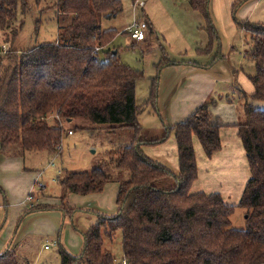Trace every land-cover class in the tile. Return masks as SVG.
Returning a JSON list of instances; mask_svg holds the SVG:
<instances>
[{
    "label": "trees",
    "instance_id": "obj_1",
    "mask_svg": "<svg viewBox=\"0 0 264 264\" xmlns=\"http://www.w3.org/2000/svg\"><path fill=\"white\" fill-rule=\"evenodd\" d=\"M246 1L234 0L231 9L235 23L247 35L246 55L254 63V72L248 75L253 93L246 95L234 85L243 114L235 127L249 172L236 204L226 202L218 191L191 190L198 175L193 138L207 158L222 146V125L210 111L215 101L202 103L184 120L166 126L159 137L141 135L135 88L143 73L119 60L118 47H110L118 30L101 26L102 18L121 12L122 0H55L53 7L65 23L58 27L55 40L19 50L13 45L17 32L12 30L11 43L7 48L8 40L0 45V153L17 145L22 151L56 155L65 130L72 133L64 124L74 120L88 122L87 129L132 132L127 144L107 149L98 165L57 177L62 204L67 194L100 192L110 181L119 184L116 213L109 216L95 210V221L83 232L81 251L73 254L60 245L59 264H114L103 239H111L117 231L125 264H264V109L251 101H264V22L235 17ZM187 2L204 19L205 52H210L218 42L210 1ZM19 8L27 11L26 0H0V31L4 33L16 20ZM175 63L162 58L157 73ZM189 63L197 65L194 60ZM157 96L158 75L151 78L146 100L155 110ZM54 113L58 118L50 123ZM171 135L177 172L143 151L144 145H158ZM235 207L245 209L244 229L229 226ZM53 208L31 204L16 229L25 215ZM0 264L28 263L9 248L0 252Z\"/></svg>",
    "mask_w": 264,
    "mask_h": 264
},
{
    "label": "rangeland",
    "instance_id": "obj_2",
    "mask_svg": "<svg viewBox=\"0 0 264 264\" xmlns=\"http://www.w3.org/2000/svg\"><path fill=\"white\" fill-rule=\"evenodd\" d=\"M144 1L145 3L150 1L148 3V10L153 13L157 25H160L158 26L159 33L157 39L153 37L151 42H149V38L145 41L136 42L133 41L128 34L123 33L122 30L123 27L132 20L133 15H136L137 21L145 20L143 19V15H141L140 9ZM26 2L28 7L27 11L22 13L19 8L16 20L13 21L4 33L3 31H0V45L3 46V41L8 40V42L5 43L7 48L8 44L11 43L10 41L14 31L17 32V35L14 38L13 45L19 50L30 48L43 42L53 41L57 36L58 27L65 24L61 20L62 16H60L57 10L53 7L55 0H46V2L43 1L41 3H37L36 0H26ZM131 2V0H122L123 6L121 12L110 19L102 18L101 26L104 29H118V34L110 44V47H118L119 60L143 73V77L137 81L135 88L136 103L140 107L137 114V120L142 127L141 135L148 138H156L163 133L166 126L163 128V125L161 124L163 122L162 116H159V113H157L153 106L146 104L145 102L149 97L151 78L157 75L156 64L162 58L175 61V65L182 62V60H185V64H189V61L193 60L198 62L205 61L207 59L205 56L209 53L205 52L207 43L205 44L204 42L202 44L200 40L202 39L201 35H203L205 39L207 34L205 29H203V26L201 27L203 32L201 29L194 27L193 22H191L184 13L176 10L175 5H171L170 7L166 6V10L172 15L171 17H167L163 14L159 16L157 0H136L132 2L133 5H136V8L134 9ZM261 2L263 3L264 0ZM193 29L195 31H193ZM241 30L244 32L243 29ZM190 34H192L194 38L190 36ZM244 39L243 33V36L237 42L232 44L233 46L231 44H226V41L222 43L219 39L218 42H215L214 44H216V46L219 45L217 47V53L220 52V56L222 55L221 51L227 53L226 50L228 49L230 53L229 58L233 60V63H237V67L241 66L245 72L253 73L254 63L245 54V50H243L242 57H240V50L243 47ZM199 49H203L202 51L204 53H200ZM210 52H212V55L209 56L208 59L217 55L215 54V50ZM240 59L242 63L241 65L239 64ZM212 63L213 62H211V64ZM191 65L192 67H197V65L192 63ZM234 85L240 87L246 95L252 94V92L249 94V92L237 82L226 88L221 84H215L213 89L205 96L201 104L204 102L215 101L211 106L215 107L217 104L224 103V106L226 107L225 111L228 112L227 115H229L226 116L228 121H231L232 118L234 119V122L241 121L243 117L241 108L242 100L240 99V94ZM251 101L253 105H256L255 107L264 109V102H255V100ZM54 118H58L55 113L49 116L50 123L54 122ZM87 123L86 125H83L84 123L82 120H74L64 124L66 129H72V133L67 134L65 130L61 143V150L58 151V154L54 155L52 159L49 158V162L44 164V166H42L41 160H38L37 157H30L29 154L25 155L27 157V166L37 167L42 172L41 179L34 184V189H41L40 185H45L44 189L42 188V192L45 196H36L34 195L35 193H33L32 200L28 201L26 207L28 208L31 204H35L36 198L46 197L53 200L50 205H53L54 208L45 211L54 212L52 214H59L61 217L57 227L58 230L54 232V234L47 233L39 238L35 237L34 240H30L29 244L26 245V250H23L25 251L23 258L27 259L29 264H59L60 256L58 250L60 244L69 252L78 254L83 246V232L86 231L96 219L93 218V214L95 215L96 212H99L101 214L112 216L116 213V193L118 187L116 188V193L107 189L104 193L105 196L102 191L99 192L101 194L99 195V198H97L96 203L86 200L84 198L86 196L80 194H67L63 204L60 198L62 189L56 177H59L64 172L89 169L98 165L105 159L104 152H106L107 149L127 144L132 136V132L129 129L120 130L118 132H112L103 128L87 129L84 128L89 126ZM228 135H231V132ZM171 136L160 143L162 144L166 142L167 148L165 152L168 155L170 154V151H167L168 146L173 142V136ZM235 138H237L236 135ZM225 143L226 145H230L229 148L236 149L231 141L225 140ZM197 145L199 146L198 143ZM157 146L158 145H144L143 149L150 148L155 151L158 148ZM199 148L201 147L199 146ZM9 149L15 151V155L20 148L16 145L10 146ZM199 150L203 152L202 149ZM241 157L242 152L237 145L236 153L229 161L232 162V160H234L231 164L234 163L233 165L237 166L235 176L239 179L242 174L240 169ZM215 158L213 160H215ZM155 160L157 159L155 158ZM211 163L213 165V161ZM220 169L221 170H218V172L224 171L223 167ZM32 173L35 174V171ZM125 173L128 175L127 172ZM217 176H219V173L215 174V179H217ZM34 180L36 181L37 177H35ZM107 183H110V185H108L109 187L118 182L110 181ZM232 185H240V182L234 179ZM235 187L233 190L237 189ZM235 192L237 195L239 188ZM227 193H229V190ZM236 195L232 198L224 197V199L231 204H236L238 202ZM61 205H63L64 208H67L66 212L61 209ZM70 208H72V211H70ZM95 209L97 210L96 212ZM49 219L51 220V217H49ZM229 226L235 229L245 228V209L241 207L234 208V211L230 216ZM36 238H38V242H36ZM58 238L60 239V244L57 241ZM103 241L104 247L113 255L114 264H121L123 262V254L120 231H117L111 239L105 237ZM53 242H56V244H52ZM45 245H47V248H44ZM35 254L37 255L36 260Z\"/></svg>",
    "mask_w": 264,
    "mask_h": 264
},
{
    "label": "crops",
    "instance_id": "obj_3",
    "mask_svg": "<svg viewBox=\"0 0 264 264\" xmlns=\"http://www.w3.org/2000/svg\"><path fill=\"white\" fill-rule=\"evenodd\" d=\"M209 1L211 18L217 31L218 39L222 43L226 41V44L232 45L237 42L244 33L245 41L242 49L240 50V57H242L243 50H245L246 54V50H248L249 45L246 40V33L241 30L242 28L237 26L231 12L234 0ZM261 1L262 0H248L244 2L236 11L235 17L239 21L248 20L251 22H264V2L262 3ZM149 2L150 1H147L145 3L144 1L140 9L141 15H143V19H145L148 25L147 37L145 40L149 38V42H151L153 37L157 39V35L159 33L158 26L160 25H157V21L155 20L153 13L148 10ZM157 2L159 6V16L163 14L164 16L171 17L172 15L166 10V6L170 7L171 5H175L176 10L184 13V15L187 16L191 22H193L194 27L201 29L204 25V19L201 14L192 10L187 0H157ZM131 5L133 9L136 8V5H133L132 2ZM135 21H137L136 15H133L132 20L123 27L122 32H126L128 34L127 28ZM193 31L195 30L193 29ZM192 34H190V36L193 37ZM201 37L202 39L200 41L202 44L204 42L206 44L208 42L207 35L205 39L203 35H201ZM218 46L215 45L212 49L215 50V53L217 52ZM226 52L227 53H223V51H221L222 55L220 57L218 56V54L220 55V52L217 53L215 61H212V58L208 59L209 56L212 55V52H209L206 56L203 55L207 57L205 61L198 62L194 60L197 62V67H192L191 63L185 64V60H182V62L177 63L176 65H165L158 71V96L156 111L159 113V116H162L163 122L161 124L163 125V128L164 126H172L176 122L187 118L199 105H201V102L213 89L215 84H221L226 88L237 82L238 84H241L247 92H249V94L250 92L253 93V85L248 79L250 72H245L241 66L237 67V63H233V60L229 58L230 53L228 49ZM211 62L213 63L211 64ZM239 64H242L241 59L239 60ZM255 106L256 105H254V107ZM225 109L226 107L224 106V103L217 104L215 107H210L213 118H217L222 125L220 128L222 146L219 151L214 152L210 158H207L198 139L196 137L193 138L198 175L191 187V190H202L207 193L218 191L224 199V197L232 198L235 196V191L239 188V192L236 195L239 201L243 187L249 177V172L245 152L237 136V129L235 127L236 122L233 121L234 119L232 117L231 121H228L226 116L229 115H227L228 112H226ZM230 132L231 135H228ZM235 135L237 138H235ZM225 140L231 141L236 149L238 145L240 151L242 152V157L240 158V169L242 174L240 179L235 176L237 166L233 165L234 163L231 164L234 160H232V162L229 161L231 157L235 155L236 149L229 148L230 145H226ZM197 143L201 148H199ZM157 147L158 150L156 149L155 151L150 148H146L145 150L143 149V151L149 157L153 159L156 158L173 172H177L178 163L174 137L173 142L169 144L167 149V151H170L169 155L165 152L167 148L166 142L158 144ZM199 149H202L203 152ZM14 153L15 151L10 150L9 147L6 148L4 152L0 153V252L9 248L13 249L24 263L29 264V261L23 258V254H25V251L23 250H26V245L29 244L30 240H34L35 237L39 238L40 236H43V234L47 233L54 234V232L58 230L57 227L61 217L59 214H52L54 212H46L47 210L37 211L34 213L32 212L22 218L16 229L17 221L27 210L26 204L28 205V201L32 200L33 193H35L34 195L36 196H45L42 192V188L44 189L45 185L41 184V189H34V184L41 179L42 172L37 167L27 166V157L25 155L29 154L30 157H37L38 160H41L42 166L49 162V158L52 159L54 155L48 151H22L21 149H19L15 155ZM214 158L215 160H213ZM212 161L213 165L211 163ZM221 167H223L224 171L218 172V170H221ZM33 171H35V174L32 173ZM217 173H219V176L215 179V174ZM35 177H37L36 181L34 180ZM234 179H236V181L238 180L240 185H232ZM108 185H110V183L103 186V189L101 190L103 195L107 189L116 193V188L119 184H112V186L109 187ZM234 187L237 189L233 190ZM228 190L229 193H227ZM100 194L101 193L99 192L90 193L84 195L86 196L84 198L90 202L96 203ZM52 202V199L41 197L36 198L35 203L52 204ZM49 217H51V220ZM93 218L95 219L96 215L93 214ZM38 238H36V242H38ZM57 241L60 244L59 238ZM52 244L55 245L56 242H53ZM36 256L37 255L35 254V260Z\"/></svg>",
    "mask_w": 264,
    "mask_h": 264
},
{
    "label": "built area",
    "instance_id": "obj_4",
    "mask_svg": "<svg viewBox=\"0 0 264 264\" xmlns=\"http://www.w3.org/2000/svg\"><path fill=\"white\" fill-rule=\"evenodd\" d=\"M128 35L133 41L139 42L145 40L147 37L148 25L147 22L144 21H135L132 23L130 27L127 28ZM71 134V132H69ZM47 248V245H45ZM121 264H125L123 261Z\"/></svg>",
    "mask_w": 264,
    "mask_h": 264
}]
</instances>
